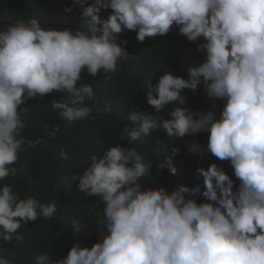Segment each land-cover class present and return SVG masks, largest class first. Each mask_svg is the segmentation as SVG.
<instances>
[{
    "label": "clouds",
    "instance_id": "clouds-1",
    "mask_svg": "<svg viewBox=\"0 0 264 264\" xmlns=\"http://www.w3.org/2000/svg\"><path fill=\"white\" fill-rule=\"evenodd\" d=\"M87 5V6H85ZM85 24L79 28L42 29L37 19H17L0 30V181L15 177L25 143L36 147L41 138L21 135L25 124L20 106L28 99L61 92L67 102H53L59 116L74 122L89 116L85 104L95 95L81 80L82 71L115 73L119 61L134 56L118 35L134 31L137 42L165 36L175 26L178 34L198 43L203 62L188 69V78L169 70L147 89L146 101L156 113L175 102L168 119L146 115L133 106L121 140L132 144L162 129L169 137L183 138L207 132L206 148L193 145L194 154L209 152L229 161L239 185L212 163L196 170L201 184L142 189L140 181L153 161L135 147H109L90 156L82 173L71 175L79 191L103 203L100 241L91 248L74 243L62 259L47 253L36 264H264V0H73ZM111 9L102 19L99 13ZM202 85L209 99L223 101L219 119L214 112L190 111L184 90ZM108 109H106L107 111ZM97 115L100 110L96 109ZM48 126L45 125L47 130ZM59 127L48 132L54 138ZM156 163L157 170L177 169L172 156ZM67 159V157H64ZM202 196L207 202L197 203ZM55 203L34 196L21 199L8 184H0V239L22 241V225L37 218L53 219ZM71 228L81 225L73 220ZM0 264L10 261L0 256Z\"/></svg>",
    "mask_w": 264,
    "mask_h": 264
},
{
    "label": "trees",
    "instance_id": "trees-1",
    "mask_svg": "<svg viewBox=\"0 0 264 264\" xmlns=\"http://www.w3.org/2000/svg\"><path fill=\"white\" fill-rule=\"evenodd\" d=\"M72 5L73 0H0V30L17 19L33 18L45 30H75L85 24V20L81 19L82 9L79 6L73 7L69 13L63 11ZM110 14L111 9H105L99 16L106 19ZM135 36L134 31H124L118 35V42L126 40L125 51L134 57L119 61L115 73L98 71L96 77H92L82 71L77 86L80 83L88 84L95 93L92 99L85 100V104L93 109L89 116L74 122L61 118L58 110L54 111L50 105L53 102H67L69 98L55 91L43 97L30 98L20 106L27 109L22 115L25 127L21 135L25 140L41 138L43 143L36 147L26 143L22 145L19 160L13 165L17 168L16 176H10L0 184L10 185L21 199L34 196L40 202L55 203L57 214L51 220L37 218L35 222L22 225L18 230L22 241L7 243L0 239V256L8 259L10 264H36L37 257L43 253L54 259H62L76 242L82 247L91 248L100 241L97 231L102 227L103 203L98 197L81 193L78 182L68 181L71 175L82 173L89 166L90 156L101 155L117 144L135 147L140 155L154 162L152 171L140 181L142 189L163 187L170 193L179 185L191 189L199 183L203 190L202 177L197 176L196 170L200 167L206 170L212 163H216L233 180V191L238 187L239 181L229 161H220L207 151L202 154L190 151L193 145L206 148L207 132L175 138L160 129L151 132L145 140L132 144L121 140L125 126L136 127L128 119L133 106L157 119H168V112L179 106L173 102L156 113L147 104V89L155 85L159 77L169 70L174 76L187 79L188 69L205 59L204 53L196 51L197 44L203 42L202 38L189 42L178 34L175 26L167 35L146 38L143 43L137 42ZM181 94L186 100L181 107L205 114L214 112L219 119L224 102L209 99L202 85H198L196 92L184 90ZM96 109L100 110L99 115ZM45 125L48 126L47 130ZM57 126L59 131L55 137H49L48 132ZM173 148L179 149L178 154L172 156L176 173L170 174L167 168L157 170L156 163L171 156ZM195 199L197 203L207 202L199 195ZM73 220L80 222L79 232L71 228Z\"/></svg>",
    "mask_w": 264,
    "mask_h": 264
}]
</instances>
